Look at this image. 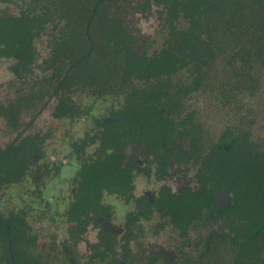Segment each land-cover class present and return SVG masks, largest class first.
I'll list each match as a JSON object with an SVG mask.
<instances>
[{
  "label": "flooded vegetation",
  "instance_id": "af4514ba",
  "mask_svg": "<svg viewBox=\"0 0 264 264\" xmlns=\"http://www.w3.org/2000/svg\"><path fill=\"white\" fill-rule=\"evenodd\" d=\"M66 4V0H0V59L11 61L12 70L22 80H29L36 51L42 45L45 48V73L40 81L34 80V88L15 102L0 104V114L6 113L16 125L25 108L56 99L52 112L57 119L77 118L84 113L74 96L80 87L87 95L103 96L113 91L124 101L120 100L118 107L112 105L108 116L97 119L100 144L96 152H89L95 141L89 134L72 142L62 164L52 159L41 161L46 142L39 133L23 136L21 132L13 142L0 146V154L16 150L11 161L7 159L10 168L0 171V188L28 179L43 190L53 173L64 171L73 159L77 165L74 188L64 215L73 242L94 234V240H87L88 262L264 264V148L250 140V145L236 146L233 161H225L227 153L221 149L228 150L230 145L201 144L197 131L189 129L192 113L181 117L179 99L183 90L191 93L201 83L197 75L186 86L181 77L190 70L195 55L200 60L208 58L213 22L231 13L233 22L250 15L244 18L264 26V0H105L104 17L92 4L94 15L83 27L78 11H67ZM152 5L167 19L163 25L167 35L161 48L150 50V39L155 40L156 35L145 34L131 13ZM199 24L206 28L201 38ZM197 38L199 43L195 44ZM187 41L194 46L183 48ZM157 110L170 120L167 128L162 127ZM164 134L166 143L162 141ZM241 150L249 152V162ZM196 164L199 167L190 170ZM241 165L249 168L248 181L239 180ZM187 171L191 176L184 183ZM177 176L181 184L173 188ZM139 179H145L151 188L145 190ZM112 197L130 207L120 238L111 226L115 212ZM208 224L216 240L204 238L202 251L185 242L191 251L181 261L172 254L173 247L167 248L171 253L154 243L143 242L136 248L138 253L132 247L134 238L147 230L160 235L171 226L187 240L190 232L206 229ZM215 243L228 244L231 257L214 254ZM37 244V234L23 211H0V264H45ZM69 245L66 240L65 256L74 262Z\"/></svg>",
  "mask_w": 264,
  "mask_h": 264
},
{
  "label": "rangeland",
  "instance_id": "374dc122",
  "mask_svg": "<svg viewBox=\"0 0 264 264\" xmlns=\"http://www.w3.org/2000/svg\"><path fill=\"white\" fill-rule=\"evenodd\" d=\"M146 7L144 10H134L131 15H134V19L143 28L145 34L153 32L156 35L155 40L150 39V50L161 48L160 45L167 35V29L163 28L164 24L167 25V19L160 15L155 5ZM258 13H261V10ZM231 15V13L225 14L223 20L213 22L209 33L210 46L206 51L208 58L200 60V57L195 55L190 70L181 77L186 86L190 85L197 75L200 76L201 82L195 91L185 93L183 90L179 95L181 117L192 113V125L189 129L194 128V131H197L195 134L204 146L221 142L222 137L230 136L227 134L246 133L251 141L255 140L264 148V26L260 21L250 22L251 20L247 19L250 15L240 16L235 22L229 19ZM184 23L183 27L187 26V23ZM203 27L202 24L198 25V37L206 34V28ZM198 39L194 42L199 43ZM43 49L45 48L42 45L39 51H36L38 56L36 62L32 64L29 80H22L12 70L11 61L0 59V104L9 105L15 102L32 87L34 88L36 84L33 83L34 80L40 81L45 73L42 65L45 57ZM200 52L202 53V50ZM180 76L178 74L177 77ZM74 96L84 111L81 117L74 119H57L53 115L52 109L56 99L52 101L49 99L48 104H42L45 103L44 99L30 108H25L16 125H13L7 114L2 112L0 146L4 147L13 142L21 132L23 136L39 133L44 136L46 142L41 161L52 159L54 163L62 164L61 162L67 161V155L72 150V142L89 134V139L95 137L94 142L90 141L89 152H96L100 144L97 119L108 116L113 109L112 105L118 107L120 100L124 101V98H120L121 95L113 91L103 96L96 93L87 95L82 91V87L80 90L77 88ZM74 163L73 159H69L68 164L63 168L64 171L57 174L54 172V176L47 181L43 190L37 189L28 179L20 184H10L0 188V211L5 214L13 210L25 213L33 231L37 234V248L43 253L45 264H95L86 259L89 247V243L86 247L87 240H94V234L90 232L86 237H80L73 242L74 238L70 237V223L64 215L74 188L73 175L77 169ZM190 167V170H195L199 166L196 164ZM190 174L191 171L184 174V183L191 176ZM138 181L145 190L151 188L145 179ZM180 181L181 178L177 176L175 182L172 181L175 185L173 188L181 184ZM105 201L109 202L106 199ZM110 202L113 203L115 210L111 226L120 238L123 234L120 229L124 226L125 214L130 207L123 204L120 198L112 197ZM201 229L190 232L187 240L177 235L171 226L167 227L166 231H161L160 235L147 230L139 235L140 238L139 236L134 238L132 247L137 251L136 248L142 247L143 242L154 243L156 247L163 245L166 252H170L167 248L173 247L175 252L172 254H177L181 261L185 254L191 251L190 245L185 242H191L192 249L196 246L198 251H202L204 238L216 240L213 238L212 227L209 224L206 229ZM66 240L75 255L74 262L67 260L65 256L63 245ZM212 250L220 258L231 257L228 244L215 243Z\"/></svg>",
  "mask_w": 264,
  "mask_h": 264
},
{
  "label": "trees",
  "instance_id": "16d2710c",
  "mask_svg": "<svg viewBox=\"0 0 264 264\" xmlns=\"http://www.w3.org/2000/svg\"><path fill=\"white\" fill-rule=\"evenodd\" d=\"M103 1H105V0H94V2L92 3L91 0H66V3H67L66 6L68 7L67 11H69L70 9L71 10L74 9V11H78V14L80 16V24L83 27L84 22L88 21L94 15V12L90 8V6L92 4H93V6H96L97 12L98 11L102 12V16L104 17V14H103L104 5L102 4ZM186 43H187L186 46L184 45L183 48H186L187 46H189L191 44L194 46L193 42L187 41ZM195 44H198V43H195ZM157 111L160 114L162 127L167 128L169 126L170 120L168 119V117H166L164 115V112L162 110H157ZM166 136H167V134H164L162 136L163 143H166V141H167ZM221 140L222 141L219 143V145H230V149H228V150L220 148L225 153H227L226 157L224 158L225 161H233L232 155L236 151L235 148L237 145H250L251 144L249 136L246 133H243V134L238 135V136H235V135L224 136L221 138ZM15 152H16L15 149L10 148V149L6 150V152L4 154H0V171L4 172L8 168H10L11 163L9 164V161L7 159H9V160L12 159V155L15 154ZM241 152H242L243 156L245 157V158H243V159H245V162H249L251 160V158L248 157L249 152L247 151L246 153H244L242 150H241ZM115 164H117V163L114 162V165ZM99 167L103 168V166L97 165V168H99ZM105 167L110 169V167H112V166L106 165ZM239 169H240L239 180L248 181L249 180V168H248V166L241 165V167ZM99 175L101 176L102 173ZM261 178H260V180H261ZM236 181L237 180H233L232 183L234 185H237ZM225 183H227V181ZM246 202H248V201H246ZM230 209H232V208H230ZM256 224H257V226H262V223H256ZM256 230H258V232H261V228L260 229L256 228ZM256 237H259V236H257V234H256Z\"/></svg>",
  "mask_w": 264,
  "mask_h": 264
}]
</instances>
